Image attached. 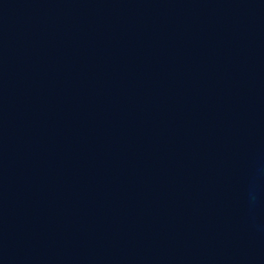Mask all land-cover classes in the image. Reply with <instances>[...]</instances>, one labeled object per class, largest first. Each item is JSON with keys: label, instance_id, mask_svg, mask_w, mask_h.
<instances>
[{"label": "water", "instance_id": "95a60500", "mask_svg": "<svg viewBox=\"0 0 264 264\" xmlns=\"http://www.w3.org/2000/svg\"><path fill=\"white\" fill-rule=\"evenodd\" d=\"M0 264H264V0H0Z\"/></svg>", "mask_w": 264, "mask_h": 264}]
</instances>
